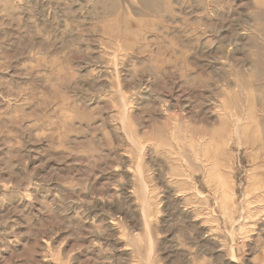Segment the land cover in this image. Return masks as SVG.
Instances as JSON below:
<instances>
[{
	"label": "rangeland",
	"instance_id": "obj_1",
	"mask_svg": "<svg viewBox=\"0 0 264 264\" xmlns=\"http://www.w3.org/2000/svg\"><path fill=\"white\" fill-rule=\"evenodd\" d=\"M0 264H264V0H0Z\"/></svg>",
	"mask_w": 264,
	"mask_h": 264
}]
</instances>
